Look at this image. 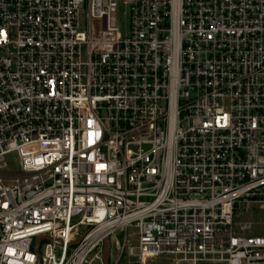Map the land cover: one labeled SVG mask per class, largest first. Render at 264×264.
Wrapping results in <instances>:
<instances>
[{
    "label": "built area",
    "instance_id": "obj_1",
    "mask_svg": "<svg viewBox=\"0 0 264 264\" xmlns=\"http://www.w3.org/2000/svg\"><path fill=\"white\" fill-rule=\"evenodd\" d=\"M256 211L264 0H0V264H264Z\"/></svg>",
    "mask_w": 264,
    "mask_h": 264
},
{
    "label": "rangeland",
    "instance_id": "obj_2",
    "mask_svg": "<svg viewBox=\"0 0 264 264\" xmlns=\"http://www.w3.org/2000/svg\"><path fill=\"white\" fill-rule=\"evenodd\" d=\"M121 13H123V10H121ZM7 162L10 167L11 172H17L20 171V162L19 157L17 153H10L6 156ZM257 217L256 220L261 219L264 220V214L262 212L256 211L255 212ZM85 230L83 226L77 227L75 230L76 233H82ZM125 236L129 243L131 245H135L137 243V229L134 226L126 227V229H116L112 235L110 236V262L111 264H114L119 256V252L116 248V241H119L120 243H124ZM101 249L97 248L94 250L89 258L88 261L91 264H100L101 262ZM128 258L126 256L122 257L118 264H128ZM147 264H178L176 262V257L174 255H160L157 257H154L148 261Z\"/></svg>",
    "mask_w": 264,
    "mask_h": 264
},
{
    "label": "water",
    "instance_id": "obj_3",
    "mask_svg": "<svg viewBox=\"0 0 264 264\" xmlns=\"http://www.w3.org/2000/svg\"><path fill=\"white\" fill-rule=\"evenodd\" d=\"M44 239L43 237H39L36 240V251H38L39 243L41 240ZM102 264H110V239L106 237L103 241L102 245Z\"/></svg>",
    "mask_w": 264,
    "mask_h": 264
},
{
    "label": "bare ground",
    "instance_id": "obj_4",
    "mask_svg": "<svg viewBox=\"0 0 264 264\" xmlns=\"http://www.w3.org/2000/svg\"><path fill=\"white\" fill-rule=\"evenodd\" d=\"M153 258H154V257H153ZM150 259H152V258H149V259L147 260L146 264L148 263V261H149Z\"/></svg>",
    "mask_w": 264,
    "mask_h": 264
}]
</instances>
